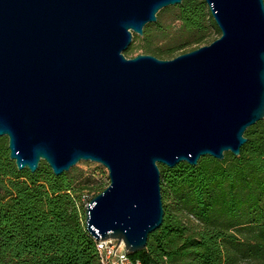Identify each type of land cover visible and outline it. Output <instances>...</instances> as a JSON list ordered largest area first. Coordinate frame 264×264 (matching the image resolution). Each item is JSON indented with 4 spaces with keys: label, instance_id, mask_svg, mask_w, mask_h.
I'll use <instances>...</instances> for the list:
<instances>
[{
    "label": "water",
    "instance_id": "water-1",
    "mask_svg": "<svg viewBox=\"0 0 264 264\" xmlns=\"http://www.w3.org/2000/svg\"><path fill=\"white\" fill-rule=\"evenodd\" d=\"M183 0H0V138L18 171L103 166L96 241L147 246L164 222L159 166L235 157L264 121V0H205L221 37L172 60L127 58ZM2 187L0 186V193ZM119 244V243H118Z\"/></svg>",
    "mask_w": 264,
    "mask_h": 264
},
{
    "label": "trees",
    "instance_id": "trees-1",
    "mask_svg": "<svg viewBox=\"0 0 264 264\" xmlns=\"http://www.w3.org/2000/svg\"><path fill=\"white\" fill-rule=\"evenodd\" d=\"M211 32L221 37L205 0H183L160 11L143 36L134 35L125 55L169 60L203 47ZM244 136L239 157L226 153L223 161L203 157L196 167L159 166L164 222L132 259L264 264V121ZM92 177L78 168L55 176L45 162L34 174L18 171L8 139L0 138V264H99L82 197H97L107 186Z\"/></svg>",
    "mask_w": 264,
    "mask_h": 264
},
{
    "label": "built area",
    "instance_id": "built-area-1",
    "mask_svg": "<svg viewBox=\"0 0 264 264\" xmlns=\"http://www.w3.org/2000/svg\"><path fill=\"white\" fill-rule=\"evenodd\" d=\"M88 199V196L82 197L86 209ZM96 250L99 264H142L139 260L132 259L129 252L126 254V247L122 241L115 239L96 241Z\"/></svg>",
    "mask_w": 264,
    "mask_h": 264
},
{
    "label": "rangeland",
    "instance_id": "rangeland-1",
    "mask_svg": "<svg viewBox=\"0 0 264 264\" xmlns=\"http://www.w3.org/2000/svg\"><path fill=\"white\" fill-rule=\"evenodd\" d=\"M219 38H220V35H217L216 32H211V35L208 37L207 44H205L203 46H208ZM187 50H189V49H184V50L178 51L174 58L182 55L183 52H185ZM127 58L131 59V58H133V56L127 57ZM174 58H172V59H174ZM172 59H169V60H172ZM75 168H78L79 174L83 173L87 177L93 175L92 179H94V181L96 183H102L105 186H107V188H108V186L110 184L109 175H108V171L103 166L96 164V163H91V162H80L71 170H73ZM85 193H86V195H88L90 197V201L95 197V194H93V193H87V192H85ZM90 201H88V202H90Z\"/></svg>",
    "mask_w": 264,
    "mask_h": 264
}]
</instances>
